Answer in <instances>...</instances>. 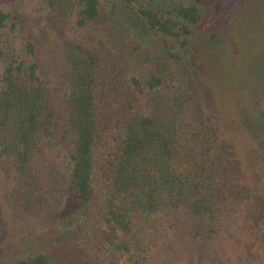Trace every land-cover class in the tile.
<instances>
[{
    "label": "trees",
    "instance_id": "obj_1",
    "mask_svg": "<svg viewBox=\"0 0 264 264\" xmlns=\"http://www.w3.org/2000/svg\"><path fill=\"white\" fill-rule=\"evenodd\" d=\"M249 3L40 0L36 13L0 0V235L6 200L48 234L19 264H51L53 234H99L123 264H196L197 238L232 264L249 234L264 264L251 235L264 234V45Z\"/></svg>",
    "mask_w": 264,
    "mask_h": 264
},
{
    "label": "rangeland",
    "instance_id": "obj_2",
    "mask_svg": "<svg viewBox=\"0 0 264 264\" xmlns=\"http://www.w3.org/2000/svg\"><path fill=\"white\" fill-rule=\"evenodd\" d=\"M28 1L31 2L33 12H41L37 10L40 4V0ZM248 11L253 16L251 17L250 22L254 27L255 34H257V36L254 38V42H257L259 45H264V0H250ZM37 37V42L41 46L47 43V37H45L42 32H38ZM54 52L56 53L57 50ZM55 55H53L52 50H48V52H46L45 50L40 58L43 64H45V66L43 65L44 67L47 66L51 70H56L54 73H57L59 68V60L58 55L57 57ZM260 65L261 67L258 72L264 75V62H262ZM3 203L6 209L5 217L9 221H7V227L4 228L3 234L0 235V264H19L20 260H24L27 254H31L29 249L31 247L30 245H32L33 243L41 244V240H43L44 238H48V234H43L40 230L42 228L43 222L41 217L29 221V219H26L25 215L21 212V208L20 211L17 210L16 207L12 206L11 202L7 200ZM55 222H52L50 226V228L54 231H56L57 229V224ZM44 224H46V221H44ZM36 228L37 230H35ZM57 235L58 234H53V237L51 238V240H49L51 241L50 244H52L49 250L48 248H45L40 251L51 254V264H68L67 262L68 260H70V258L67 256V254H69L73 259L76 260V264H88L82 262V259H85L86 256L91 260L90 264H123L121 258V255L123 253L110 247L107 249V246L101 243L99 234H90L89 238L91 239V243L87 245H84V240H79L72 243L55 240ZM144 235L148 239L156 236L158 238H161V240L163 239L164 241H167L170 240L175 234ZM246 235L249 234H241L243 239H241L240 246L242 248H239L238 253L236 254V257H238L239 259L238 261H236V258L234 256L235 250L233 251L231 249V246L229 245V239L231 240V237L229 238V235H227L226 237L228 238L223 240V247L232 252V255L234 256L233 261H236L232 264H251L250 252L248 249L249 237H245ZM251 235L264 237V234ZM193 236L194 234H190L191 238ZM95 242L103 247L99 249L100 251L98 250V247L95 246ZM209 242L210 241L208 239L197 238L195 240V247L194 250L192 249V251H195L196 264H216L214 261V257L207 248ZM35 247L37 248V250L33 249V253L39 252V247L37 245H35ZM224 258L227 260L225 256ZM193 259V253H191L188 257H185L182 260H177V262L175 260L174 264H189V261ZM229 261L232 260L229 259ZM147 264H160V262L155 256V258L153 257L152 260Z\"/></svg>",
    "mask_w": 264,
    "mask_h": 264
}]
</instances>
